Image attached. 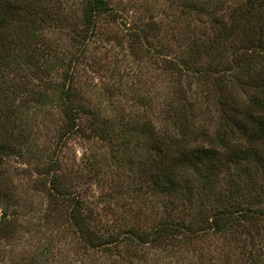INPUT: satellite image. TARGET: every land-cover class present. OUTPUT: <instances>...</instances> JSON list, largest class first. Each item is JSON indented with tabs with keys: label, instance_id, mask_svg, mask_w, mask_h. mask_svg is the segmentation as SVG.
Masks as SVG:
<instances>
[{
	"label": "trees",
	"instance_id": "obj_1",
	"mask_svg": "<svg viewBox=\"0 0 264 264\" xmlns=\"http://www.w3.org/2000/svg\"><path fill=\"white\" fill-rule=\"evenodd\" d=\"M171 1L174 15L189 19L172 54H162L152 43L149 29L153 26L138 24L127 34L129 42L142 44L144 54L156 63L167 82L166 100L151 95L150 100L159 103L151 105L155 123L122 114L123 127L112 131L118 129L113 137L125 138L118 150L128 153L132 148L127 136L139 127L147 130L141 133L143 150L155 157L160 178L190 170L180 183L170 180L163 187L158 180V187L192 199L191 218L173 222V205L168 208L169 218L149 230L132 224L117 227L118 219L101 220L109 213L114 195L107 201H88L60 177L56 148L70 136L89 139L98 130L101 140L113 144L106 118L101 120L96 102L87 98L88 81L83 77L85 64L92 61L87 48L92 37L101 42L116 39L108 28L117 16L110 3L80 0L77 9L67 0H0V240L9 243L22 225L21 218L32 215L18 192L11 164L24 159L23 146L48 128L43 124L50 116L54 137L49 142L54 139V146L38 147L47 160H37L33 170L47 199L43 215L31 222L37 233L43 235L44 227L61 235L70 232L73 243L109 254L117 251L120 237L138 244H175L182 240L178 233L186 238L219 233L240 243L236 254L242 257L235 264H264V247L255 244L264 236V0ZM171 30L177 33L176 28ZM94 64L104 67L98 61ZM126 76L131 106H138L152 74L141 70ZM113 90L109 83L103 87L111 95ZM84 164L91 167L93 161ZM107 223L123 235L105 234ZM8 243L0 241V264H12L6 254L12 245ZM48 248L49 244L36 246L41 255ZM34 256L13 264H45L46 259Z\"/></svg>",
	"mask_w": 264,
	"mask_h": 264
},
{
	"label": "rangeland",
	"instance_id": "obj_2",
	"mask_svg": "<svg viewBox=\"0 0 264 264\" xmlns=\"http://www.w3.org/2000/svg\"><path fill=\"white\" fill-rule=\"evenodd\" d=\"M107 1L117 11V16L108 24L110 35L116 36V39L101 42L97 36L92 37L87 44L91 55L89 60L92 61L85 64L86 73L83 74V77L86 76L88 81L86 85V91L89 93L87 98L93 103L96 102V108L102 117L101 120L106 118L109 124V135L112 138L118 129L114 133L112 130L123 127L120 121L123 117L122 114L126 119H129V116L135 118L136 115V120L137 116L139 118L143 116L151 123H155L156 116L151 113L153 112L151 105L153 103L159 105V103L150 100L151 95H161V100H166L167 82L163 76L158 74L153 58L144 54L143 45L137 46L129 42L130 40L127 39L129 28H134L138 24L140 27L153 26L154 29H149L152 43L156 48H161L162 54L168 55L172 54L181 43L180 38H182V32L187 30L189 19L187 15L183 17L174 15L171 0ZM67 2L77 9L80 6V0H67ZM153 21H156L159 27ZM174 28L177 29L176 34L171 30ZM95 61L104 64V67L99 69L94 64ZM92 62H94L93 65H89ZM141 70H148L152 74L145 85L148 91L145 90L141 93L140 96L144 99L139 101L141 103H138V106H131L129 101L131 94L127 92L130 82L125 80V76L129 73V77H131L134 72ZM108 83L114 88L113 95H111L112 92L105 93L103 91L104 85L107 86ZM118 91H120L119 95H117ZM145 101H147V105L143 104ZM120 109L124 111L119 112ZM32 112L31 110L29 114L32 115ZM50 119L51 117L48 116L47 121L43 124L48 128L41 129L42 132L39 133L37 140L23 146L22 152L26 151L24 159H14L13 165L11 164L15 181L18 184V192L25 198L29 212L32 213L31 216H27V219L21 218L22 225L9 243L6 239L0 240L2 244H12L6 248V254L12 264L14 260L27 259L33 255L39 259H46L45 264H225L226 261H229V264H235L240 261L239 258L242 256L237 257L239 255L236 254L240 243L235 237L219 233L210 232L202 236L196 234L193 238H186L178 233L176 237L182 240L181 243L175 244L171 241L138 244L135 241H123L120 237L116 247L117 251L115 253L109 251L110 254L104 253L105 251L101 248H84L73 243L70 232L63 231L61 235L51 228L44 227L43 235L37 233L31 222L36 220L35 217L43 215L47 199L45 191L35 181V178L37 180L38 178L33 170L37 160H42V162L47 160V156L41 157L42 154L38 147L41 144H46L52 149L54 146V139L49 142L51 137H54L53 124ZM142 131L147 132V130H141L140 127L132 133L129 132L130 135L127 137L131 140L132 149L128 153H122V149L118 150L125 140L120 135L113 137L112 145L100 139L101 133L98 130L91 133L89 139H82L77 135L70 136L65 140V143L56 148L60 177L64 179L62 181L65 185L70 186L76 192H81L83 198L88 201L95 198L107 201L109 196L112 198L114 195V199L109 201L110 206L107 208L109 213L103 215L101 220L110 222V219H118L114 222L117 227L120 225L128 227L132 224L138 225L139 229L149 230L159 221L169 218L168 208L173 205L176 207L173 222H186L191 218V209L188 206L193 205L192 199L187 200L180 191L168 194L158 187V180L163 187L164 183H168L170 180L178 184L183 178H186V174H189L190 170L184 173L177 170L166 176L162 175L160 178L155 157L143 150ZM29 159H31L30 162ZM116 159L118 162H115ZM86 160L93 161V165L90 167L84 164ZM77 170L82 174H78ZM155 181L157 183H154ZM112 186L115 188L114 190L111 188ZM173 187L174 190H179L176 186ZM117 200H120V205L114 206L113 204ZM102 201L99 203L103 204ZM122 204L126 205L122 206ZM165 204L167 206H164ZM105 205L108 204L105 202ZM110 231L119 233L120 236L123 235V231L110 229L108 223L103 226L105 234ZM40 240L42 243H38ZM38 244H49V248L44 251L43 255L36 249ZM255 244L263 248L264 236L261 235ZM226 254H228V259H225ZM247 263L245 261L237 264Z\"/></svg>",
	"mask_w": 264,
	"mask_h": 264
}]
</instances>
